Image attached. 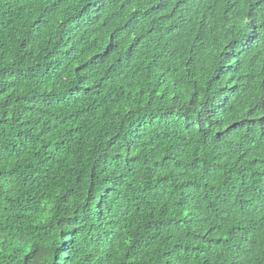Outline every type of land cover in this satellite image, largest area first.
<instances>
[{
	"label": "trees",
	"instance_id": "1",
	"mask_svg": "<svg viewBox=\"0 0 264 264\" xmlns=\"http://www.w3.org/2000/svg\"><path fill=\"white\" fill-rule=\"evenodd\" d=\"M0 264H264V0H0Z\"/></svg>",
	"mask_w": 264,
	"mask_h": 264
}]
</instances>
